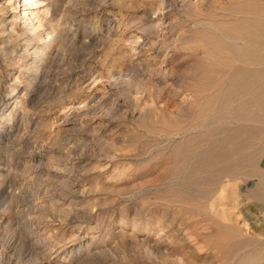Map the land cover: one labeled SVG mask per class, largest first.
<instances>
[{
	"label": "rangeland",
	"instance_id": "obj_1",
	"mask_svg": "<svg viewBox=\"0 0 264 264\" xmlns=\"http://www.w3.org/2000/svg\"><path fill=\"white\" fill-rule=\"evenodd\" d=\"M24 7L0 13L39 36L0 41V264H264V0Z\"/></svg>",
	"mask_w": 264,
	"mask_h": 264
},
{
	"label": "bare ground",
	"instance_id": "obj_2",
	"mask_svg": "<svg viewBox=\"0 0 264 264\" xmlns=\"http://www.w3.org/2000/svg\"><path fill=\"white\" fill-rule=\"evenodd\" d=\"M27 2V3H26ZM36 2V0H15V1H13V0H7V2L6 1H4V0H0V13H3V14H7V15H9V16H11L12 18H13V20L15 21V22H17L18 21V19L20 18V17H22L23 19H24V21H26L30 16V11H28V8H26V7H24L25 5H31V4H34ZM116 11V10H115ZM112 13V12H111ZM118 14V13H117ZM29 16V17H28ZM52 18V17H51ZM29 20V19H28ZM107 22H108V25H112V24H115L116 22H117V16L116 15H112V16H110L108 19H107ZM44 23V22H43ZM39 24V26H38V28L40 27V25H44V24H42V22L41 23H38ZM46 24V23H45ZM25 25V24H24ZM107 25V26H108ZM12 28V27H11ZM34 28L36 29V27L32 24V21L30 22V25H29V28H22V31H23V34L21 33V34H18L17 33V31H15V30H13V29H11L10 30V32H11V34H8V36L6 37V36H4L6 33H5V31H2V30H0V37H1V42H3V43H6V42H9V43H11V42H15V40L17 41V39H19V38H21V36L22 37H24V40H25V47L27 48V46L29 45V43L32 41V40H34V39H37L39 36L38 35H36L34 32H33V30H34ZM2 29V28H1ZM19 30V29H18ZM39 31H40V29H39ZM40 39V38H39ZM38 39V40H39ZM60 39V38H59ZM23 40V39H22ZM54 40V39H53ZM52 40V41H53ZM19 41V40H18ZM51 41V42H52ZM55 41V40H54ZM35 43V42H34ZM54 44V43H53ZM6 45V44H5ZM47 45V44H46ZM49 45V44H48ZM47 45V47L49 48V46ZM45 46V45H44ZM39 48V49H38ZM40 48H42V47H40V46H36V49H38V51L37 50H35L34 52H33V54H34V60L32 61L33 63H35L36 62V59L40 56V59H39V61L41 62L42 60V58L44 57L42 54H41V52L43 51H41V52H39V50H40ZM47 48V49H48ZM8 49V58L10 59V60H13V61H15V60H17V58L18 57H14L12 54H13V52H15L14 51V47H13V45L11 46V44H10V46L7 48ZM26 52H27V50L26 49H24ZM5 51H7V50H5ZM27 55V54H26ZM43 56V57H42ZM6 58V57H5ZM36 65V64H35ZM37 71H36V75H38V70L39 69H36ZM32 71H33V69H32ZM50 75V74H49ZM50 79V78H49ZM52 79V78H51ZM21 81H20V79H18V78H14V82H12L11 83V85H9V88H10V91L12 92V91H15V88H16V86H17V84H19ZM46 92V91H45ZM38 97V96H37ZM86 98L88 97L87 95L85 96ZM84 97V98H85ZM81 99V98H80ZM74 100V99H73ZM86 100V99H85ZM85 100H82L83 102L85 101ZM79 102H81L80 100H79ZM82 105V104H81ZM24 108V107H23ZM20 109V108H19ZM24 113V112H23ZM12 140V139H11ZM10 140V141H11ZM16 140V139H15ZM5 142V141H4ZM6 143V142H5ZM7 145L9 146V144L7 143ZM4 147V146H3ZM6 148V147H5ZM4 148V149H5ZM6 151V150H5ZM13 151V150H12ZM18 152V151H17ZM16 152V153H17ZM13 153H14V151H13ZM13 153H11V154H13ZM15 153V154H16ZM9 155V154H8ZM18 155V154H17ZM17 155H16V157H17ZM14 158V157H13ZM18 159V158H17ZM11 163V162H10ZM7 210H8V208H7ZM22 211V210H21ZM1 214H2V212H0ZM4 213V212H3ZM17 213V212H16ZM0 218H1V216H0ZM2 218H4V217H2ZM7 218V217H6ZM9 218V217H8ZM8 221V220H7ZM9 222V221H8ZM7 223V222H6ZM2 225V224H1ZM5 225H8V224H5ZM10 225V224H9ZM4 226V225H3ZM11 227V226H10ZM8 228H6V230H7ZM14 229V228H13ZM28 229V228H27ZM4 230V229H3ZM8 232H9V229H8ZM29 232V231H28ZM30 232H32V231H30ZM26 233V232H25ZM35 233V232H34ZM9 234V233H8ZM20 234V233H19ZM17 235H18V233H17ZM29 235H31V234H29ZM13 236V235H12ZM20 236V235H19ZM26 236H27V234H26ZM38 236V235H37ZM22 239H23V237H22ZM39 239V238H38ZM25 241V240H24ZM23 241V242H24ZM25 242H27V241H25ZM29 242H31V241H29ZM38 242V241H37ZM1 243V242H0ZM35 245V244H34ZM42 245H44V244H42ZM2 246V248L4 249V247H3V245H1ZM5 246V245H4ZM63 248V247H62ZM53 250V247H51V249H50V251H52ZM46 251V250H45ZM49 251V250H48ZM5 252H6V250H5ZM57 252V249H54L53 251H52V254L54 253H56ZM44 253V252H43ZM27 254V253H26ZM4 255V254H3ZM2 255V256H3ZM2 260V259H1ZM47 262H50V260H46ZM45 261V262H46ZM4 263L6 264V262L4 261ZM44 263V258H43V260H41V262H39L38 264H43Z\"/></svg>",
	"mask_w": 264,
	"mask_h": 264
}]
</instances>
